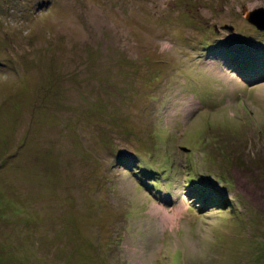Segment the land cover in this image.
Returning <instances> with one entry per match:
<instances>
[{
	"label": "rangeland",
	"instance_id": "rangeland-1",
	"mask_svg": "<svg viewBox=\"0 0 264 264\" xmlns=\"http://www.w3.org/2000/svg\"><path fill=\"white\" fill-rule=\"evenodd\" d=\"M256 7L0 0V264H264Z\"/></svg>",
	"mask_w": 264,
	"mask_h": 264
},
{
	"label": "trees",
	"instance_id": "trees-1",
	"mask_svg": "<svg viewBox=\"0 0 264 264\" xmlns=\"http://www.w3.org/2000/svg\"><path fill=\"white\" fill-rule=\"evenodd\" d=\"M255 42H259V41H255ZM239 44L242 45V46L245 45L248 48L250 47V42H244V40H243V42L242 41L239 42ZM255 44L256 43H254V45H252L251 50H249L247 48L244 49L245 53H248L246 55L247 59H245L247 61L244 60L241 63V70L239 72V73H241L240 74L241 78L242 79H247L248 80L247 82L249 84L257 83L260 79H262L261 77H263V79H264V74L261 75V76H258L259 73L257 75L258 77L255 76L253 79L249 78V75H252L256 68L257 69L264 68V49L261 50L262 48H264V46L260 49V45L259 44L255 45ZM229 52H230V54L228 55L229 58L235 59L236 61L243 60L242 57L238 54V52L234 51L232 48L229 49ZM231 66H234V65H231ZM255 74H257V73H255ZM148 172L149 171H143L142 170V171H140V174H142L143 176H147L146 173L148 174ZM153 175L154 174H150L149 176H153ZM196 180L197 179H195L194 181L190 182V183H192L191 185L195 186L194 183H195ZM140 181L143 183L144 179L140 178ZM152 182L156 183V180H152ZM187 183L185 184V186H187ZM191 185H190V187H192ZM204 186L205 185H196V188H197V190H199V189L203 188ZM197 190H196L197 194L196 193L194 194L196 201H200L201 203L212 201L210 195H206V194L203 193V191H197ZM214 205H215V203H214ZM216 207L219 208V206H216Z\"/></svg>",
	"mask_w": 264,
	"mask_h": 264
},
{
	"label": "water",
	"instance_id": "water-1",
	"mask_svg": "<svg viewBox=\"0 0 264 264\" xmlns=\"http://www.w3.org/2000/svg\"><path fill=\"white\" fill-rule=\"evenodd\" d=\"M245 16L247 17L248 21L256 25V27L260 30H264V8L263 7H256L249 11L245 12ZM228 30H232V26L226 27Z\"/></svg>",
	"mask_w": 264,
	"mask_h": 264
},
{
	"label": "clouds",
	"instance_id": "clouds-1",
	"mask_svg": "<svg viewBox=\"0 0 264 264\" xmlns=\"http://www.w3.org/2000/svg\"><path fill=\"white\" fill-rule=\"evenodd\" d=\"M145 174V173H144Z\"/></svg>",
	"mask_w": 264,
	"mask_h": 264
}]
</instances>
